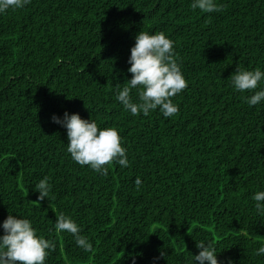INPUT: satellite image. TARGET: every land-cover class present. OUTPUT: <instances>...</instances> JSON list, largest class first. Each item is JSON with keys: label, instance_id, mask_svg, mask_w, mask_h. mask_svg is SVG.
<instances>
[{"label": "trees", "instance_id": "1", "mask_svg": "<svg viewBox=\"0 0 264 264\" xmlns=\"http://www.w3.org/2000/svg\"><path fill=\"white\" fill-rule=\"evenodd\" d=\"M191 2L32 0L0 15V224L9 212L30 217L57 243L46 264H154L161 253L155 264H187L205 238L221 261L264 264L251 199L264 189V104L249 107L253 93L230 85L238 66L264 70V0H217L216 13ZM142 29L175 41L188 87L173 117L133 116L116 100ZM65 111L117 127L130 166L102 176L74 162L51 120ZM44 177L52 192L39 201ZM61 212L92 252L55 232Z\"/></svg>", "mask_w": 264, "mask_h": 264}, {"label": "clouds", "instance_id": "2", "mask_svg": "<svg viewBox=\"0 0 264 264\" xmlns=\"http://www.w3.org/2000/svg\"><path fill=\"white\" fill-rule=\"evenodd\" d=\"M32 0H0V15L9 10L23 9ZM191 8L205 13H216L223 10L217 0H192ZM127 69L131 79L124 86L115 90L116 100L126 112L133 116H150L159 111L165 118L173 117L180 111L173 98L188 87V81L182 71V64L175 58V41L165 32L139 31L135 44L131 47ZM232 89L239 93H253L244 99L249 107L264 104V70L237 67L230 76ZM53 123L67 130V152L71 159L81 167L89 166L102 176L109 174V165L113 162L127 168L130 166L128 150L123 144L120 131L115 126L102 127L92 118H82L79 113L65 111L61 117L51 116ZM140 186L142 180L135 181ZM39 193L38 200L49 199L52 184L44 177L35 186ZM251 199L256 213L264 217V189L256 191ZM54 230L56 233L71 235L76 246L86 253L93 250V244L83 234L81 225L76 219L63 212L56 215ZM0 227V264H46L56 251L54 239L46 238L35 226L34 221L24 215L10 213ZM198 254L188 259L187 264H234L231 258L225 261L218 259L215 243L208 239L197 240ZM164 256L154 258V264ZM255 256H264V244L255 249ZM133 264H135V257Z\"/></svg>", "mask_w": 264, "mask_h": 264}]
</instances>
